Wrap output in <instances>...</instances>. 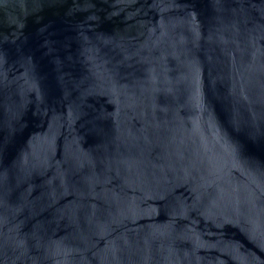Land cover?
Segmentation results:
<instances>
[{
  "label": "water",
  "instance_id": "95a60500",
  "mask_svg": "<svg viewBox=\"0 0 264 264\" xmlns=\"http://www.w3.org/2000/svg\"><path fill=\"white\" fill-rule=\"evenodd\" d=\"M0 264H264V0H0Z\"/></svg>",
  "mask_w": 264,
  "mask_h": 264
}]
</instances>
